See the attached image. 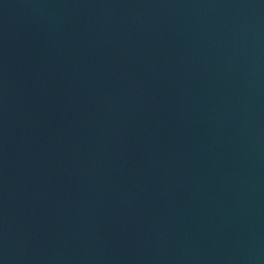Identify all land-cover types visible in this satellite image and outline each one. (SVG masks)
Returning <instances> with one entry per match:
<instances>
[{"label":"water","instance_id":"1","mask_svg":"<svg viewBox=\"0 0 264 264\" xmlns=\"http://www.w3.org/2000/svg\"><path fill=\"white\" fill-rule=\"evenodd\" d=\"M0 264H264V0H0Z\"/></svg>","mask_w":264,"mask_h":264}]
</instances>
